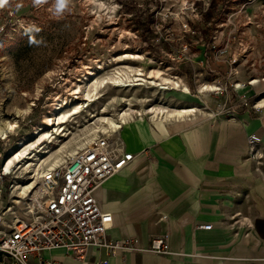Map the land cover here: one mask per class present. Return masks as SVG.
Masks as SVG:
<instances>
[{
  "label": "rangeland",
  "instance_id": "1",
  "mask_svg": "<svg viewBox=\"0 0 264 264\" xmlns=\"http://www.w3.org/2000/svg\"><path fill=\"white\" fill-rule=\"evenodd\" d=\"M94 1L90 4L88 0H72L71 11L61 17L49 11L53 0L41 6H35L33 0L2 1L0 128L8 122H16L17 128L7 139L0 140V166L17 150L19 140L24 137L36 140L33 128L53 110V95H68L69 81L65 89L64 76L60 77L62 68H70L71 75L67 80H72L82 66H92L94 60L108 64L113 55L124 51L143 56L142 61H130L132 64L140 65L144 70L159 69L186 85L188 99H175L176 93H165L167 105L170 103L171 107L192 106L200 110L196 115L206 117L211 116V111L220 118H235L243 112L258 114L251 110V104L264 96V81L261 80L264 77L263 14L251 20L250 25L246 20L251 12L246 15L236 9L228 10L237 13L239 21L236 24L234 14L226 15L227 18L220 11L226 0ZM98 3L114 9L105 14L97 9ZM206 4L209 9L204 13ZM201 15H206L207 19L204 21ZM184 24L188 28L184 29ZM196 26L202 29L193 31ZM30 38L34 42L30 43ZM119 65L114 63L107 69ZM252 79H258L254 87L247 85ZM237 81L245 86L243 91L233 90ZM213 82L223 87L219 95L211 93L213 91L201 92L205 86L215 87L206 85ZM253 90L263 94L256 98L257 93ZM103 93L108 98L130 96L133 91L123 93L107 88ZM152 93L153 90L143 88L136 91L137 97L143 99H152ZM155 96L162 97L161 94ZM105 102L101 100L99 105L94 104L92 110H99ZM204 104L206 110L201 109L205 108ZM146 106L144 104L145 109ZM138 108L139 105L134 107ZM260 113L264 114V109H260ZM79 125L80 122L74 125V131L79 130L77 133L85 129ZM51 148L55 146L51 145ZM13 173L14 169L10 177L0 179L2 218L20 212L25 205L23 201L12 203L15 202L12 196L15 184L26 183L27 175L18 180L17 174ZM39 187L37 184V189ZM37 189L31 193H36Z\"/></svg>",
  "mask_w": 264,
  "mask_h": 264
},
{
  "label": "crops",
  "instance_id": "2",
  "mask_svg": "<svg viewBox=\"0 0 264 264\" xmlns=\"http://www.w3.org/2000/svg\"><path fill=\"white\" fill-rule=\"evenodd\" d=\"M204 118L185 115L162 123L145 119L119 131L125 152L134 159L93 194L112 217L105 238L130 240L137 250L110 253L104 247H91L84 259H78L56 249L44 252V260L53 264H264V114ZM250 134L260 138L257 162L247 154ZM204 224L211 229H196ZM164 233L169 255L143 251L151 237Z\"/></svg>",
  "mask_w": 264,
  "mask_h": 264
},
{
  "label": "built area",
  "instance_id": "3",
  "mask_svg": "<svg viewBox=\"0 0 264 264\" xmlns=\"http://www.w3.org/2000/svg\"><path fill=\"white\" fill-rule=\"evenodd\" d=\"M208 4L204 5L207 6L203 10L204 13L208 12ZM226 4L235 6L227 8ZM231 9L246 15L251 12L246 20L251 25V20L256 19L257 15H264V0L224 1L221 13L225 17L234 14L233 21L238 24L239 17L237 13L228 11ZM201 16L204 21L207 19L206 15ZM182 26L184 29L188 28L187 24ZM192 29L199 32L202 28L196 26ZM92 63V66L96 67V64ZM70 72L68 66L60 71V77L64 76L62 82L65 81L63 84L65 89ZM79 76L82 82L85 76L83 74ZM254 80L258 79L250 80L247 85L256 86L251 84ZM261 80H264V77ZM206 85H214L217 90L211 93L216 95H219L223 89L214 82ZM258 86L257 89H260ZM244 87L243 83L238 81L232 86L236 92L243 91ZM253 91L257 93L256 98L263 94L260 93L261 91ZM211 93L207 92V94ZM73 99L76 100L74 96ZM95 104L99 105V103ZM144 104L149 110L156 103L151 101ZM203 107L205 108L202 110H206L205 104ZM251 110L260 113V109L255 108L254 103L251 104ZM210 114V117L204 119L220 118L214 116V111ZM259 143L260 138L256 134H250L246 139L248 157L256 162L261 158ZM133 159L134 155L125 152L120 133L116 130L100 134L90 146L81 150L63 168L46 175L42 181L41 193L37 196L26 195L22 199L25 205L20 212L11 213L8 218L0 216V264H53L44 260L43 253L56 249H61L78 259H84V253L91 247H104L110 253L137 250L130 240L110 241L105 238L106 231L112 225V217L103 211L93 194L105 179L129 166ZM5 163L0 166V179L12 175L10 172L7 174L3 172ZM196 229L210 230L211 225H197ZM143 251L157 256L169 255L168 234L151 237L147 248Z\"/></svg>",
  "mask_w": 264,
  "mask_h": 264
},
{
  "label": "bare ground",
  "instance_id": "4",
  "mask_svg": "<svg viewBox=\"0 0 264 264\" xmlns=\"http://www.w3.org/2000/svg\"><path fill=\"white\" fill-rule=\"evenodd\" d=\"M88 2L92 4L95 1L88 0ZM97 9L107 14L114 8L98 3ZM98 17L100 18L101 15ZM142 60V55L130 51L113 55L108 64L94 60L96 68L90 65L82 66L72 80H68L69 87L66 90L68 95L63 96L59 93L53 95V110L44 115L42 122L33 128V136L36 140H29L26 137L19 140L17 150L9 155L7 161L4 160V163L6 161L4 173H11L14 169L13 174H17L18 180L27 175L26 183L15 184L12 196L15 202L12 203L20 204L28 193L37 189V184H40L39 189L31 195H39L44 177L66 165L81 150L90 146L100 134L120 131L124 126L135 121L143 122L145 119L142 116L148 117L150 123H162L183 118L185 115L195 117L196 113H200V110L192 106L167 109L170 103L167 105L166 94L156 97L155 95L158 94L155 91L159 90L161 93L173 91L176 95L189 98L186 85L178 78L166 76L159 69L144 70L140 65L130 62ZM114 63L120 65L107 69L108 65ZM79 74H83L86 79L81 82ZM251 84L256 85L257 81L254 80ZM107 88L123 93L133 91V94L105 98L103 91ZM139 88L153 90L152 99L138 98L136 91ZM202 91H216V88L205 86L201 88ZM73 96L76 100L72 99ZM101 100L106 102L99 110H92L94 104ZM151 101L156 104L148 111L144 103ZM255 104L257 109H264V96ZM136 105H139L138 109H134ZM79 122V126L85 129L77 133L79 130L74 131L76 129L74 125ZM15 128H17L16 122L6 123L3 129L0 128V140L7 139ZM51 145L55 148L52 149Z\"/></svg>",
  "mask_w": 264,
  "mask_h": 264
},
{
  "label": "clouds",
  "instance_id": "5",
  "mask_svg": "<svg viewBox=\"0 0 264 264\" xmlns=\"http://www.w3.org/2000/svg\"><path fill=\"white\" fill-rule=\"evenodd\" d=\"M48 0H33L35 6H41L47 3ZM2 3V0H0ZM72 0H53L52 6L49 8V11L56 17L63 16L66 12L71 11ZM34 42L30 38V43Z\"/></svg>",
  "mask_w": 264,
  "mask_h": 264
}]
</instances>
